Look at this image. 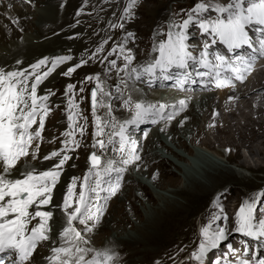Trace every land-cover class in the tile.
Segmentation results:
<instances>
[{"label":"snow or ice","instance_id":"obj_1","mask_svg":"<svg viewBox=\"0 0 264 264\" xmlns=\"http://www.w3.org/2000/svg\"><path fill=\"white\" fill-rule=\"evenodd\" d=\"M135 3L136 0H127V5L123 9L129 18L133 15L132 8ZM209 9L216 13L214 18L203 19L198 15ZM194 20L198 23L201 33L210 37V43L205 41L199 56L189 51L185 43V30ZM119 27L123 28L124 25L120 24ZM250 28L261 34L262 38L256 43L259 44V52L264 55V0H228L223 4L201 0L181 24L169 25L167 38L154 45L153 51L158 53L154 59L133 67L134 56L128 49L122 66L125 76L128 79L139 80L145 75L149 79L158 75L164 80H169L173 75L171 70L180 69L182 71L177 73L176 84L183 88L184 83L193 76V72L187 70L193 67L201 69L195 71L194 75L202 83L208 80L218 88L234 86L233 78L243 82L245 74L252 70L254 57L235 56L233 59L219 52L213 54L210 53V45H215L219 40L229 53H234L243 46L255 52L257 49L254 48V42L249 34ZM132 35L128 33V36ZM119 47L123 52L124 44ZM102 50V46L97 48V52ZM210 55L214 59H210ZM70 59V56H57L51 58V64L56 66ZM48 62V57L36 61L30 66L33 69L32 73L5 72L0 68V253L6 254L5 258H0V264H5V259H8L10 264H33V254L37 247L49 241L53 246L49 249L50 254L44 257L47 264H118V254L114 250L108 247L89 246L90 242L82 232H91L100 223L105 207L103 201L120 190L122 175L127 167L131 165L139 168L137 162L141 161L142 157L138 152L137 141L128 134L129 127L138 125L148 117H152L153 122L156 119H164L165 116L171 121L177 113L187 107V101L181 98L172 103L161 101L146 104L142 100L134 101L129 95L123 100V107L130 113L129 118L109 122L97 115V107L103 104L102 97L106 95L98 75L85 78L97 80L96 86L91 90L93 149L97 146L101 150L106 149L105 141L96 137L104 136L105 129L110 127L112 131L108 134L107 143L114 146L118 144L113 150L119 159L102 160L101 154L95 150L89 154L90 166L83 179L74 177L67 186L62 203L56 205L62 212L63 221L58 231L57 243L52 240L53 226L49 223L53 220L54 213L44 209L52 202L53 189L63 165L70 159L69 151L73 145L79 147V142L74 137L76 132L83 135V126L76 123L79 117L78 105L69 99L68 126L62 133L65 139L60 141L63 147L59 150L53 149L43 156V160L55 158L52 167L38 170L28 162L29 157L32 160L38 158L39 144L34 142L43 139L45 120L51 112L47 102L52 93L43 96L37 93L38 85L52 68H48L47 71L37 69H41ZM84 63L86 61L81 59L79 64L69 67L63 74L71 75L75 68ZM110 63L116 67V61ZM29 76H33V79L29 80ZM121 83L127 87L125 81ZM73 88L72 84H68L65 93ZM117 91L120 89L117 88ZM233 99L232 96L228 97L229 101ZM212 115L215 117L217 113L214 111ZM180 124L183 125L184 120H181ZM214 126V121L209 124V127ZM19 162H23V169L18 167ZM152 179H157V173L152 174ZM262 198L264 191H257L240 204L239 210L235 213L236 232L245 237L264 240V209H257V203ZM217 208L218 212L214 213L210 221L200 229L198 246L190 256L196 264H205L207 253L226 239L225 226L212 227L217 220L223 219L225 223L228 220L223 207L217 204ZM77 222L84 226L82 230L78 229ZM227 249L223 256H217L211 264H264V256L257 258L256 253L250 251L247 242L243 243L241 249L234 248L232 244H228ZM229 254L232 258H229Z\"/></svg>","mask_w":264,"mask_h":264},{"label":"bare ground","instance_id":"obj_2","mask_svg":"<svg viewBox=\"0 0 264 264\" xmlns=\"http://www.w3.org/2000/svg\"><path fill=\"white\" fill-rule=\"evenodd\" d=\"M19 1H21L24 8H18L19 10L16 11L11 5L8 3H3V1L0 0V13L2 11V15H0V34L1 36L3 35L0 39V68H2L5 72L22 71L25 73H32L33 69L30 66L36 63V61L44 57H48V64L42 66L41 69H37V71H47L48 68H52V71L46 77H44L41 83L38 85V95H45L42 93V90L43 88H47L48 80L53 79L55 75H60V77L63 76V73L66 72L69 67L79 64L80 60L83 59L86 61V63L81 65L83 71L81 79H74L73 81L76 84L81 85L85 80H88L85 79L86 77L93 76L92 72L86 70L88 63L93 60V53H95V56H101L114 52L117 54L115 57L118 56L119 58L117 60L116 67H113V69L110 71L111 73L107 77L108 83L103 88V91L106 94L104 95L103 104L97 107V115L102 120L107 119L109 122H112L113 120L118 122L129 118V111L123 107V100L129 95L134 101L142 100L146 104L157 103L161 101L172 103L173 101L179 100L181 98L186 99L187 107L183 111L177 113L174 116V119L176 121L182 115L187 113H189V116L193 115L194 118L191 121L185 120L184 124L180 125V128L177 130H175L176 126L173 127L174 124H172V122H167L169 121L167 118L156 119L155 122H153L152 117H148L138 125L129 127L128 134L131 136V138L134 137L136 139L138 143V152L141 157L142 149L147 143H152L154 140H160V145H153V150L147 156L148 159L153 160L157 157H166L167 161H162L164 164H166L167 162H170L169 157L172 155L181 161L183 165H185V167H183L175 164L174 167L179 171V174L170 178V182L176 180L178 185H182V189H175L177 186L171 187V183L170 185H166L160 181H157V179L154 180V183H156V185H158L163 190L169 191L168 186H170L172 188L170 191L172 197H170V199L169 197L160 195L159 193H149V195L151 194V202L149 201V203L152 205L150 208H153L155 205H158V207L154 210V216L151 218H147V214L149 213L148 210L144 208L148 223L146 224V227H149L150 229L158 228L159 222L163 217L172 216L173 214L178 213L182 207L177 201L176 197H190L194 193L195 189L201 187L203 183H208L214 178L238 177V174L235 171L230 168H226V166L222 163L219 164L212 161L202 162L200 160L198 162H193L191 160H185L180 154L174 151L171 146H168V142L165 138H163L164 133L168 134L169 132L170 135L166 136H169L170 141L182 146L188 152V154L194 155V150L193 148H189L187 143L182 141L183 137H187L189 139L188 142L192 141V143L195 145L200 144V146L214 151L219 157H224L223 149H230L227 151V155H225L226 163L234 162L238 164L237 166L239 168L244 170L249 169L252 172H260L262 170L263 166H259L254 169L252 168L253 166L251 167L245 162L242 156H240V153L235 155L232 153V150L235 152H240L241 149H246L250 156H262L264 158V152L261 148V146L264 145V55L259 52V46L258 43H256L259 38H262L261 34H256L254 29L250 28L249 34L254 42V48L257 49L255 52H253V50L247 46H243L242 48L237 49L234 53H229L227 52L226 48L224 49L222 47V44L219 40L215 45H210V53L213 54L216 50H219L222 54L233 59L235 56H241L245 58L254 57V59L252 60V70L245 74V80L243 82L237 81L235 78H233L234 86L223 87V91L216 92L215 94H207L211 90L213 91L214 89H218V87L208 80H205L202 83L198 77H195V71L201 70L199 68L190 67L187 70L193 72V76L189 78L186 83H184L183 88L178 87L176 84L177 73L182 71L180 69H172V79L169 80H164L158 75L153 79H149V77L145 75L139 80L128 79L125 76V72L122 67L125 63L124 55L128 54V49L131 50L132 55H138L140 52L138 48H136V44L140 43L141 46L144 44L139 40L138 37L129 38L128 34H126L128 31L126 30V25L128 22H125L126 20L121 19V15L119 12H117V10L119 11L118 7L120 6L119 4L121 0H73L72 2L71 0H30V2H26V0ZM221 1L222 0H220V3ZM227 2L228 0L224 1V3ZM27 5H29V7ZM80 9L84 11L83 13H86L89 19L84 17V15H78V11ZM181 10L183 9L181 8ZM181 13L182 15L177 17L181 19L179 22L174 21L173 17H171V21H168V24H181L188 16L185 11H181ZM203 13L205 19L214 18L216 16V14H213L215 12L211 9ZM176 15H178V13H176ZM5 16L8 19L6 18L4 21L3 17ZM29 17H32L31 21L34 22L32 25L36 26L35 32H32L31 34L26 32L28 30H25L22 24V20L26 19L27 21ZM14 20L16 22H13ZM164 22L161 25L157 23L156 27H159V29L163 28ZM6 23H10L8 30L4 28L5 26H2ZM120 24H123L124 27L115 31L112 25H117L118 27ZM195 28L197 29L198 34H194V32H192L195 30ZM199 31L200 29L198 23L195 22V20L190 23L185 30V43L188 47V50L192 51L196 56H199L201 52L199 45L201 46L202 43H205V41H209L210 43V37L200 33ZM166 38L167 35L164 36V33L154 36L155 42L152 46H150L148 53L139 61H133L132 66L135 67L137 65L145 64L154 59L155 56L158 55V53L153 51L154 45H158L161 39ZM198 39H200L199 44L198 42H195ZM121 44H124L123 52L119 47ZM101 46L103 50L97 52V48ZM57 56H70L71 59L53 66L51 64V58ZM211 57L212 56L210 55V59ZM17 61H19V63H17ZM189 63L191 64V61ZM32 79L33 76H29V80ZM121 81H125L127 87H125V84L121 83ZM117 88H119L120 91H117ZM59 91L60 90L56 91L57 93L55 92L56 96L53 99L60 98ZM71 91L75 93V97L79 99V103L81 104V98L79 96L80 92L78 91V88H75V90L72 89ZM258 94L262 95L260 96L261 98L257 104L259 107H255L254 103L257 102L256 99ZM71 95L72 94H70L66 99H70ZM229 96L234 97V99L229 101ZM47 103L51 108V112L48 114L45 120V128L42 133L43 139L34 142L39 144V151L37 153L38 158L36 160H32L31 157L28 158V162L36 166L38 170L52 167L55 158L52 160H43V156L47 155L53 149L59 150L63 147L60 141L65 139L62 133L67 130L68 126V120L65 117L63 122L65 124V129L59 127L60 131H58V133L53 137L51 136V131L53 129H57L56 125H51L48 123L51 114L53 113L52 106L55 105L49 100ZM191 106H193V108ZM246 108H248V110H246ZM88 110L90 109L88 108ZM214 111L217 113L215 117L212 115ZM87 116H92V113H87ZM213 121L215 122V126L209 127V124ZM79 122L86 123L88 127H92L94 129L92 121L88 123L85 122L84 119L83 121L79 119ZM179 124L180 122H178L177 125ZM148 125L150 127L147 128ZM33 127H36V125H33ZM111 131L112 129L110 127L106 128L104 136L96 137V139H103L105 141V144L107 145L105 150H101L99 146L93 149V132L91 134V137L93 138L92 142L89 141V130L83 133V135L77 132L76 136L77 141L79 142V147L75 146L69 151L68 155L70 159L67 160L63 165L60 177L53 189V199L49 206L55 208L57 204L62 203L63 195L67 191V186L70 183V179H73L74 176V170L71 168V164L73 163L72 157H74L75 160L78 159L76 168H82L81 173L83 174L89 169L87 157L93 150L96 152L98 151V153L101 154L102 160L105 158L119 159V156H117L113 150L114 147H118V144L114 146L107 143L108 134H110ZM76 136L74 137L75 139ZM168 154L170 155L168 156ZM144 155H147V153H144ZM141 161H138L137 163L139 164ZM170 165L171 167L173 166L172 163ZM23 166V162H19L18 167L23 169ZM151 168L152 169L149 170L148 174L152 176L155 167ZM134 169L135 166L130 165L127 167L126 171L122 175L121 188L118 191L119 193L117 192L114 196H110L111 202H115L113 201L114 198L116 199L127 189L129 182L127 175L130 171H134ZM148 174L146 171L141 173L137 172L135 174L137 179H135L134 176V179L131 181L138 180L137 182H143L144 178L146 179ZM114 176L115 174H113V178ZM78 183L79 180L77 181V186ZM129 191L130 190H128V192ZM144 191L147 192L146 187H144ZM104 194L106 193H102V195ZM111 209L112 208L109 209L104 207V214L101 217L100 223L91 232H82V235H84L85 238L87 235H95L97 229L101 225V221L107 216V214L110 213ZM126 211L127 210L120 211L122 213V221H129L128 216L130 214H135L137 209L134 208L132 204L128 213H126ZM137 216L140 217L141 214L138 215L137 213ZM142 217L144 216L142 215ZM49 223L53 226L52 240L59 243L58 231L61 224L63 223L62 212H57L55 218L49 221ZM126 226V229H133V227L128 223ZM77 227L78 229L82 230L84 226L77 222ZM139 230L142 232V229ZM119 231L122 232L123 230ZM115 239L116 237L113 234H110V239L107 240V242L101 243L104 242L101 241L97 243L98 246L103 245L98 248L108 247L114 250L118 254V260L120 257H123L121 261H118L119 264H132L129 254L125 253V246L117 244L118 242L115 243ZM233 239L234 237L227 238L221 241L218 247L211 249L207 253L205 264H211L212 260H214L217 256H223L224 254L221 252L223 250L228 251L227 245H234ZM108 241H111L113 245H105L111 244ZM244 242H247L250 251L256 253L257 258L264 256V246L262 247L260 245L262 248L256 249L253 246L255 241H252V239L244 238L243 243ZM243 243L236 249H241ZM258 243H260L259 240L255 242V244ZM45 244L47 246L50 245L49 249L51 246H53L51 241L46 242ZM175 250L176 248H174L173 253ZM49 254L50 251H47L44 255L42 254L41 260H33V264H47L44 257ZM2 257L5 258L6 254H3ZM164 257L167 258V256ZM229 258H232L230 254ZM184 260L185 261L182 264H190V262H192V264H196V262L190 258H186ZM9 263L10 261L6 259L5 264Z\"/></svg>","mask_w":264,"mask_h":264},{"label":"rangeland","instance_id":"obj_3","mask_svg":"<svg viewBox=\"0 0 264 264\" xmlns=\"http://www.w3.org/2000/svg\"><path fill=\"white\" fill-rule=\"evenodd\" d=\"M1 1H3V3H8L16 11L24 8V6H22L21 1L19 0H1ZM72 1L73 0H71V2ZM224 1L226 0H222L221 4L224 3ZM200 2L201 0L200 1L199 0H136V3L132 8L133 15L131 18H129L123 11L124 7L127 5V0H121L119 4L120 6L118 7L119 11L117 10V12H119L121 17L122 16L124 17V20H126L125 22H128V24L126 25V30H128L126 34L132 33L133 35L129 36V38L138 37L139 40L144 44L143 46H141L140 43L136 44V48H138L140 53L138 55H133L134 61H139L143 56H145L148 53L150 46H152L155 42L154 36H157L161 33H164V36L167 35V32L169 30L168 21H171L170 20L171 17H173L174 21L179 22L181 19L177 17L182 15L181 11H185L186 14H189L191 10L194 8V6ZM206 2L220 3V0H206ZM27 6L29 7V5ZM181 8L183 10H181ZM83 12L84 11L80 9L78 11L79 13L78 15H84V17H87L89 19L86 13ZM1 13L0 15H2ZM176 13H178V15H176ZM198 15L201 18L205 19L204 13H200ZM3 18L5 21L7 17L5 16ZM31 20L32 17H29L27 21L26 19L22 20L24 29L28 30L26 32H29L30 34L32 32H35L36 29V26L32 25L34 22ZM163 22H164L163 28L159 29V27H156L157 23L161 25L163 24ZM2 26H5L4 28L8 30V26H10V23H6L5 25ZM119 29L122 28H120L119 26L114 27L115 31ZM192 32H194V34L195 33L198 34L196 28ZM199 32L201 33V31ZM258 35H260V33H258ZM2 36L0 34V39ZM199 41L200 39H198L195 42H198L199 44ZM199 49L202 51L203 47L199 45ZM116 55H117L116 53L112 52L107 55L93 56L92 58L93 60L90 61L88 63V66L86 67V70L92 72L93 76L98 75L99 82L101 83L102 88H104L108 83L107 77L111 73L110 71L113 69V66L110 63V61L114 60L117 63L119 57L118 56L115 57ZM82 72L83 71L80 66L78 68H75V70L71 73V75L66 76L63 74V76L61 77L60 75H55L53 79L47 81L48 84L47 88H43L42 90V93H44L45 95L48 94L49 92L52 93V95L49 96V101L55 105L52 106L53 113L51 114V117L48 121V123H50L51 125H56L57 127V129H53L51 131L52 137L55 134H57L58 131H60L59 127L65 129V124L63 122L65 120V117L67 118V114H68L67 106L69 103V99L67 100L66 98L70 94H72L70 99H72L76 103V105H78V112H79V117L76 120V123L78 125L83 126V133L89 130L88 132L89 141L90 142L93 141L91 134L94 129L92 127H88L86 123H80L79 119H81V121H83L84 119V121L88 123L92 121V116H87V113H92L91 110H88L87 90L93 84L96 85L97 80L88 79L87 81L85 80L81 85L73 82L74 79H78V80L81 79V76L83 74ZM68 84H72L74 86L73 90H75V88H78V91L80 92L79 96L81 98V104L79 103V99L75 97L74 92L71 91L72 93L71 92H68L67 94L65 93V89ZM58 90H60L59 91L60 98L53 99L56 96L57 93L56 91ZM221 91H223V89L218 88V89H214L213 91L212 90L209 91L207 94H215L216 92H221ZM261 95L262 94H258L256 99L257 102L254 103L255 107H259L257 106V104L261 98L260 97ZM102 99L104 101V96L102 97ZM193 106L191 107L193 108ZM246 110H248V108H246ZM188 116L189 113L182 115L176 121L173 118L171 121H167V122L168 123L172 122V124H174L173 127L176 126L175 130H177L180 128L179 126L181 125V124L179 125L177 124L181 120L184 121L193 120L194 118L193 115L192 116L190 115L191 117ZM148 127L150 126L148 125L147 128ZM166 135H170L169 132L168 134L165 133L163 134V138H165L166 141L168 142V146H171L174 149V151L180 154L185 160L187 161L191 160L193 162H198L200 160L202 162L212 161V162H217L219 164L222 163L226 166V168L228 169L230 168L233 171H235L238 174L237 175L238 177L214 178L211 179L208 183L207 182L203 183L201 187L195 189L194 193L190 197H184V198L176 197L177 201L181 204L182 209H180L178 213H175L172 216L163 217L159 222L158 228L150 229L149 227H146V224H148L146 219L154 216V212H155L154 210L158 207V205H155L153 208H150L152 205L149 203V201L151 202L150 200L151 194L149 195V193L150 192L159 193L160 195H164L169 198L172 197V195L170 194L171 193L170 191L172 190L171 188L172 186H177L175 189L183 188L182 185L177 184L178 182L176 180L170 182V178H172V176H176L179 174V171L174 166L175 164H178L180 166L185 167V165H183L181 161H179L176 157H173L172 155H171L172 158L171 156L169 157L170 162H167L166 164L163 163L167 161L166 157L164 158L157 157L156 159L153 160L148 159L147 157L148 154H150V152L154 148L153 145H160L159 144L160 140H156V141L154 140L152 143L149 142L142 149L141 152L142 161L139 163L140 165L139 168L135 167L134 171H130L129 174L127 175V178H129L127 189L124 192H122L116 199L114 198L113 201L115 202H111L110 197L106 201H103V203L105 204V208H109V209L112 208V209L110 213L107 214V216L101 221V225L97 229L96 234L93 236L87 235L88 238L87 237L86 238L90 242L89 245L92 247L96 246L95 248L101 247L103 245L98 246L97 243L101 241H104L101 243L107 242V240L110 239V234L111 235L113 234L116 237L115 239L116 241L114 242L115 243L118 242L117 244L125 246L126 248L125 253L129 254L132 264H176L178 259L182 258V256L184 257L186 254H187L186 258H190L191 253L193 252L194 249H196L197 244L199 243L200 240L199 228H198L200 222H202V224L205 225L210 221L213 214L218 212L217 204L223 207L224 211L227 213L228 220L226 223L223 219L217 220L215 221L216 223L215 222L213 223L212 227H215L217 225L225 226L227 228L226 239L230 237H234L233 239L234 248L241 246L244 238L252 239L249 237H245L243 236V234L236 232L234 230L236 226L235 213L239 210L240 204L246 198L250 197L252 194H254L257 191H264L263 188L264 158L262 156H250L246 149H241L240 152H235L234 150H232L233 155L240 153V156H242L245 162L248 163L251 167L253 166L252 168L256 169L259 166L261 167L263 166L260 172H252L249 169L244 170L239 168L237 166L238 164L234 162L226 163V159H225V155H227L226 149H223L224 157H219L217 154H215L214 151L208 150L207 148L200 146V144L195 145L192 143V141L188 142L189 139L187 137H183L182 141L187 143L188 147L191 149L193 148L194 150V155H191L188 154V152L182 146H179V144L171 142L169 136ZM132 139L135 138L133 137ZM75 140L77 141V136ZM74 147L75 145L72 146V148ZM261 148L263 149L264 152V145L261 146ZM143 152L147 153V155H144ZM169 155L170 154H168V156ZM77 161L78 159L75 160V158L72 157L73 163L71 164L72 165L71 168H73L74 170L73 178L75 177V178L83 179L84 174L81 173L82 168L79 169L76 168ZM171 163L173 165L172 167L170 165ZM151 167H155L153 173L155 172L157 173V181H160L166 185H170L171 183L170 185L171 187L168 186L169 191L161 189L158 185H156V183H154L152 176L148 174L149 170L152 169ZM144 171H146L148 176H146V179L144 178L143 182L140 181L137 182L138 180L131 181L132 179H134V176L137 172L141 173ZM135 179H137V176H135ZM72 180L73 179H70V183L72 182ZM144 187L147 188V192L144 191ZM128 190L130 191L128 192ZM132 204L134 208L137 209L136 213L130 214L128 216L129 221H122L121 219L122 213L120 211L127 210L126 213H128V211L130 210V206ZM144 208H146L149 213L147 214V218L145 216ZM257 209L258 210L264 209V198L258 201ZM44 210L53 211L54 213L53 219L55 218L56 213L60 212V209L57 208L56 206L54 208L49 205L45 206ZM137 213L138 215L141 214V216L138 217ZM142 215L144 217H142ZM257 215H259V212H257ZM127 223L133 227L132 230L129 228L126 229ZM138 228L142 229V232H140ZM119 230H123V231L120 232ZM252 241L257 242L258 240L252 239ZM259 241L260 243L255 244L254 242L253 244V246L256 249H261L264 246V240H259ZM108 242L111 243V241ZM105 245H113V243L105 244ZM49 246H47L46 244L38 246L36 252H34L33 254V260L34 261L41 260L42 254L44 255L47 251H49ZM174 248H176V250L173 253ZM226 252L227 250H223L221 253L225 254ZM164 256H167V258H165ZM122 258L123 257H120L118 261H121ZM122 264H128V263H122ZM190 264H192V262H190Z\"/></svg>","mask_w":264,"mask_h":264},{"label":"water","instance_id":"obj_4","mask_svg":"<svg viewBox=\"0 0 264 264\" xmlns=\"http://www.w3.org/2000/svg\"><path fill=\"white\" fill-rule=\"evenodd\" d=\"M92 90V89H91ZM90 108L92 109V106H91V95H90Z\"/></svg>","mask_w":264,"mask_h":264}]
</instances>
